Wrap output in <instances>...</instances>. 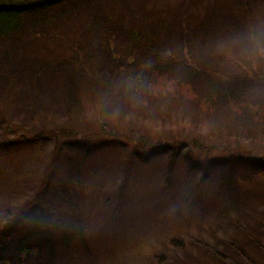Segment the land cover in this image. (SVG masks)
<instances>
[{"label":"rangeland","instance_id":"obj_1","mask_svg":"<svg viewBox=\"0 0 264 264\" xmlns=\"http://www.w3.org/2000/svg\"><path fill=\"white\" fill-rule=\"evenodd\" d=\"M97 1L114 23L124 15L163 38L178 65L132 90L114 82L103 102L88 81L73 93L45 77L47 95L24 93L0 64L4 264H264V58L242 54L264 27V0ZM75 10L52 28L48 54L87 47L79 26L98 15L79 0L64 12ZM45 128L34 144L9 140ZM42 187L54 228L22 254L14 217Z\"/></svg>","mask_w":264,"mask_h":264},{"label":"trees","instance_id":"obj_2","mask_svg":"<svg viewBox=\"0 0 264 264\" xmlns=\"http://www.w3.org/2000/svg\"><path fill=\"white\" fill-rule=\"evenodd\" d=\"M76 2L77 0H0V54L5 57L0 64L12 66L11 71L16 74L10 85L13 81L20 80L21 84L25 82V86L21 85L24 93L38 91L44 96L47 93L39 85L44 82L45 77H49L57 89L65 91L72 88L73 93L72 85L79 88L82 81H88L95 87L94 90H97L96 87L103 88L105 102L110 98L108 92H112L110 87L114 82L120 80L126 90H132L136 85L151 79L153 73L169 71L178 65L177 59L171 55L173 49L163 38L154 37L145 27L137 29L136 26H125L123 21L127 16L124 15L120 17L119 23H114V12L103 9L97 0H79V3L95 8L98 15L79 26L81 45L86 42L87 47L82 49L83 46L79 45L82 51L75 52L69 47L70 52L54 50L52 53L55 56L48 54L47 41L56 37L52 28L59 22L64 23L78 15L77 10L67 14L64 12ZM55 7H60V13L52 16L50 11H55ZM128 12L129 16L132 15L130 22L134 24L137 21L136 13L131 8ZM27 23H30L29 26ZM122 34L124 41L120 37ZM183 41L185 45V39ZM176 46L181 54L179 43ZM144 56H149L151 61L145 62ZM21 72L24 73L22 76ZM127 81L130 83L127 84ZM47 131L45 128L33 135L31 133L30 137L22 135L9 140L24 145L34 144L47 138ZM45 188L42 187L36 194L37 201L24 206L14 217L15 220L21 216L23 222V238L17 243L22 254H29L30 243L35 238L44 234L50 237L54 228L47 206L39 200L40 197H45ZM39 206H42L41 211L45 216L42 214L40 219L33 218L30 219V224L24 223V218H28L31 211ZM10 226L11 221H8L0 231L1 242L5 241ZM62 234L64 242H67V232L63 231ZM51 244L49 238V249L52 248ZM5 259V253L0 251V264H4Z\"/></svg>","mask_w":264,"mask_h":264},{"label":"clouds","instance_id":"obj_3","mask_svg":"<svg viewBox=\"0 0 264 264\" xmlns=\"http://www.w3.org/2000/svg\"><path fill=\"white\" fill-rule=\"evenodd\" d=\"M242 54L264 58V27L256 26L249 31L242 45ZM113 115H118V112Z\"/></svg>","mask_w":264,"mask_h":264}]
</instances>
